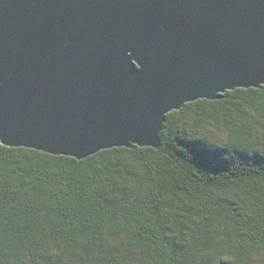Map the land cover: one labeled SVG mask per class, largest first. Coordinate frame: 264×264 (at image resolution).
<instances>
[{"label": "trees", "instance_id": "1", "mask_svg": "<svg viewBox=\"0 0 264 264\" xmlns=\"http://www.w3.org/2000/svg\"><path fill=\"white\" fill-rule=\"evenodd\" d=\"M160 139L0 144V264H264V86L170 112Z\"/></svg>", "mask_w": 264, "mask_h": 264}, {"label": "water", "instance_id": "2", "mask_svg": "<svg viewBox=\"0 0 264 264\" xmlns=\"http://www.w3.org/2000/svg\"><path fill=\"white\" fill-rule=\"evenodd\" d=\"M264 86V0H0V144L84 160Z\"/></svg>", "mask_w": 264, "mask_h": 264}]
</instances>
